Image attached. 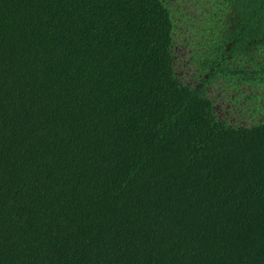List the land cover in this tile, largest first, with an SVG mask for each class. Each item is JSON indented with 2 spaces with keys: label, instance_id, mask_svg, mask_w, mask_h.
<instances>
[{
  "label": "trees",
  "instance_id": "16d2710c",
  "mask_svg": "<svg viewBox=\"0 0 264 264\" xmlns=\"http://www.w3.org/2000/svg\"><path fill=\"white\" fill-rule=\"evenodd\" d=\"M198 1L196 87L169 0H0V264H264V121L208 96L264 87V0Z\"/></svg>",
  "mask_w": 264,
  "mask_h": 264
},
{
  "label": "rangeland",
  "instance_id": "374dc122",
  "mask_svg": "<svg viewBox=\"0 0 264 264\" xmlns=\"http://www.w3.org/2000/svg\"><path fill=\"white\" fill-rule=\"evenodd\" d=\"M169 1L173 6L175 18L180 22L174 46L177 75L186 84L198 87L203 79L208 77L204 63L206 51L211 47L207 44L205 26L198 27V23H204L203 18L199 16L203 5L198 0ZM190 19L192 28L181 24ZM214 54L213 50L208 53L211 56ZM223 58L229 61V65L236 63L230 54L224 53ZM257 86L260 87L250 88L242 84L241 91H237L230 85L225 86L224 80L216 79L209 84L208 96L214 99L215 110L221 120L238 126L252 125L264 121V87Z\"/></svg>",
  "mask_w": 264,
  "mask_h": 264
}]
</instances>
